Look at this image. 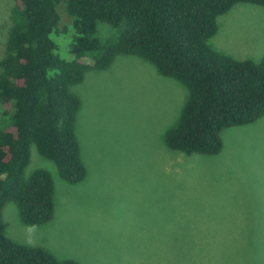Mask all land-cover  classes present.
Listing matches in <instances>:
<instances>
[{
  "label": "rangeland",
  "instance_id": "rangeland-1",
  "mask_svg": "<svg viewBox=\"0 0 264 264\" xmlns=\"http://www.w3.org/2000/svg\"><path fill=\"white\" fill-rule=\"evenodd\" d=\"M10 4L0 0V58ZM118 33L98 24L100 38ZM209 44L234 59L259 61L264 7L233 5L217 17ZM72 89L81 102L75 133L86 176L74 184L63 180L54 162L32 145L25 172H50L53 217L26 225L7 202V237L81 264H200L203 258L208 264H264V115L225 128L218 154H184L170 150L163 136L187 91L147 60L116 54L107 68L86 70ZM243 237H256V259L234 246ZM197 238L213 244L198 253Z\"/></svg>",
  "mask_w": 264,
  "mask_h": 264
},
{
  "label": "trees",
  "instance_id": "trees-1",
  "mask_svg": "<svg viewBox=\"0 0 264 264\" xmlns=\"http://www.w3.org/2000/svg\"><path fill=\"white\" fill-rule=\"evenodd\" d=\"M236 3L264 7V0H11L0 58V264H81L7 237L2 211L13 202L20 221L33 226L53 217L50 172H25L32 145L63 180L86 176L75 133L81 102L72 89L86 70L107 68L116 54L136 55L182 84L187 97L163 137L184 154H218L225 128L264 115V55L239 60L209 44L217 17ZM99 23L118 28V35L100 38ZM212 244L196 239L197 250ZM234 246L256 259V237L238 238Z\"/></svg>",
  "mask_w": 264,
  "mask_h": 264
}]
</instances>
